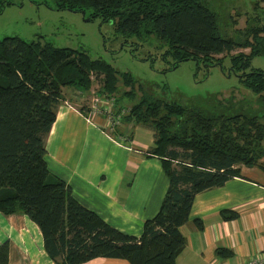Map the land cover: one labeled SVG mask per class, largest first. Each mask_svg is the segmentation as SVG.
<instances>
[{
    "label": "trees",
    "instance_id": "obj_1",
    "mask_svg": "<svg viewBox=\"0 0 264 264\" xmlns=\"http://www.w3.org/2000/svg\"><path fill=\"white\" fill-rule=\"evenodd\" d=\"M52 1L56 9L113 22L125 36L156 37L167 45L165 58H173V68L187 61L222 68L230 56V70L239 81L253 92H264V73L249 71L251 60L264 56V26L257 20H247L234 39L222 37L217 15L205 0ZM95 81L101 82L104 94L117 93L122 83L131 88L123 95L132 96L138 86L130 72L121 73L85 51L58 48L43 37L0 39V213L22 214L34 222L56 264L97 258L177 264L186 246L181 228L190 220L195 197L242 177L244 166L264 169V123L246 115L207 117L198 108L156 98L139 85L141 98L126 119L155 132L147 155L161 160L169 186L158 214L145 221L142 236L136 238L84 207L48 168L46 144L65 102L64 88L84 93ZM81 112L86 114L83 108ZM236 217L222 211L227 221ZM225 252L220 249L218 254ZM9 253V242L1 244L0 264H9Z\"/></svg>",
    "mask_w": 264,
    "mask_h": 264
},
{
    "label": "crops",
    "instance_id": "obj_2",
    "mask_svg": "<svg viewBox=\"0 0 264 264\" xmlns=\"http://www.w3.org/2000/svg\"><path fill=\"white\" fill-rule=\"evenodd\" d=\"M63 93L65 102L46 144L51 174L64 180L84 207L120 232L140 238L145 221L158 214L169 186L161 160L147 155L155 132L124 115L118 125L94 116L110 135L79 111L86 105L85 100L80 102L83 91H72L75 99ZM241 174L195 197L190 220L181 228L186 246L177 264H248L264 257V169L244 166ZM225 210L237 217L223 219ZM6 242L9 264H56L45 250L39 227L25 215L0 213V245ZM220 249L226 252L219 255ZM85 264L130 263L97 258Z\"/></svg>",
    "mask_w": 264,
    "mask_h": 264
},
{
    "label": "rangeland",
    "instance_id": "obj_3",
    "mask_svg": "<svg viewBox=\"0 0 264 264\" xmlns=\"http://www.w3.org/2000/svg\"><path fill=\"white\" fill-rule=\"evenodd\" d=\"M259 1L260 7L255 10V4ZM6 2L8 4L0 0V8H3L0 14V39L17 36L32 41L43 37L58 48L85 51L93 59H104L119 72H130L136 78L138 86L134 95L124 96L123 93L131 88H125L122 83L117 93L105 94L116 100V117L119 114L129 115L131 106L141 98L142 91H138L141 85L143 91L156 98L198 108L207 117L246 115L258 117L264 123V92H253L239 81L237 74L230 70V56L224 58L222 68L198 67L194 61L173 68V58H165L167 45L156 37L141 40L135 36H125L116 30L113 22L91 19L88 13L84 15L56 9L52 0ZM205 3L217 15L222 37L239 38L247 20H257L259 25L264 26V0H205ZM250 70L264 73V56L254 57ZM101 89V82L95 81L91 90L84 92V98L80 96V102L85 100L86 105L79 107V111L85 109L86 114L81 113L89 116L91 121L93 113L86 99L91 100L96 93L104 94ZM64 90L65 94L81 91L71 87ZM69 97L75 99L74 95L70 94ZM102 117L107 119L106 116ZM107 121H110L109 118ZM99 127L112 135L109 128ZM122 144L129 145L125 142Z\"/></svg>",
    "mask_w": 264,
    "mask_h": 264
},
{
    "label": "built area",
    "instance_id": "obj_4",
    "mask_svg": "<svg viewBox=\"0 0 264 264\" xmlns=\"http://www.w3.org/2000/svg\"><path fill=\"white\" fill-rule=\"evenodd\" d=\"M103 95V97L101 96ZM90 110L93 113V117L96 115L106 116V118L112 122L114 125H118L121 122L123 114L115 116L116 113V100L109 98L105 94H95L89 101ZM89 117V116H88ZM90 119V118H89ZM248 264H264V257H258L250 260Z\"/></svg>",
    "mask_w": 264,
    "mask_h": 264
},
{
    "label": "water",
    "instance_id": "obj_5",
    "mask_svg": "<svg viewBox=\"0 0 264 264\" xmlns=\"http://www.w3.org/2000/svg\"><path fill=\"white\" fill-rule=\"evenodd\" d=\"M82 14H84V15H85V12H83Z\"/></svg>",
    "mask_w": 264,
    "mask_h": 264
}]
</instances>
